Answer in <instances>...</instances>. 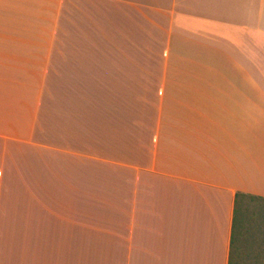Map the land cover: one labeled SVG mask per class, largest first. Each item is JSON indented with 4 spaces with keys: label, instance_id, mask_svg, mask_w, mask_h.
Returning a JSON list of instances; mask_svg holds the SVG:
<instances>
[{
    "label": "crops",
    "instance_id": "obj_1",
    "mask_svg": "<svg viewBox=\"0 0 264 264\" xmlns=\"http://www.w3.org/2000/svg\"><path fill=\"white\" fill-rule=\"evenodd\" d=\"M64 94L72 140L46 133ZM12 146L68 153L36 165L68 197L57 264L78 207L114 211V264H229L237 194L264 198V0H0V173Z\"/></svg>",
    "mask_w": 264,
    "mask_h": 264
},
{
    "label": "rangeland",
    "instance_id": "obj_2",
    "mask_svg": "<svg viewBox=\"0 0 264 264\" xmlns=\"http://www.w3.org/2000/svg\"><path fill=\"white\" fill-rule=\"evenodd\" d=\"M56 89L60 92L68 89V83L61 79V83L56 84ZM66 96L64 94V98L56 99V105L59 107L51 111V122H49L50 126L47 127L46 133H50L53 139L66 137L72 140L68 135V127L75 126V124L66 118L71 116V113L65 111L67 104L71 101V99L66 100ZM79 103L80 101H76L77 108ZM82 118L81 116L80 123L75 128L74 139L78 141L79 147L83 142ZM92 127L95 131L94 125ZM123 129V151L126 155L130 154L131 116H124ZM90 130L92 133L91 128ZM95 143L93 149L98 152L99 146ZM4 155L0 173V264H57V254L61 256L68 251L70 255L72 254L69 245L59 241V239L65 241L67 234L62 233L66 231L65 226L56 220L59 216L62 220L67 219L68 197L63 195L67 194L66 190L63 194L57 195L60 181L52 180V178L47 180L45 175L39 172L37 175L36 165L46 166L49 163V166L53 167L55 161H66L68 153L53 152L42 147L12 146L6 149ZM124 198L127 199L125 196ZM129 204L130 200L127 199L122 204L123 208L127 209ZM81 212L85 211L78 207L74 218L79 228L76 230V235H84L81 228L88 224L91 225L92 236L86 233L87 243L85 245L75 244L77 253L75 264H114L112 253H114L115 239L107 235L101 239L96 236L95 232V227L100 225L97 219L100 216H106L102 224L114 223L111 219L114 211L110 213L86 211L88 212L86 217ZM64 247L66 249L61 251ZM263 253L264 226L261 216H254L250 222V236L247 241L248 261H251L249 264H262ZM81 255H88L90 259L81 260ZM97 258L100 259L96 260Z\"/></svg>",
    "mask_w": 264,
    "mask_h": 264
},
{
    "label": "trees",
    "instance_id": "obj_3",
    "mask_svg": "<svg viewBox=\"0 0 264 264\" xmlns=\"http://www.w3.org/2000/svg\"><path fill=\"white\" fill-rule=\"evenodd\" d=\"M254 216H261L264 226V198L237 194L229 264L251 262L247 256V241L250 236V222ZM261 261L264 264V253Z\"/></svg>",
    "mask_w": 264,
    "mask_h": 264
}]
</instances>
